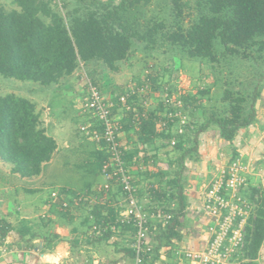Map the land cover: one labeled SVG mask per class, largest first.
<instances>
[{"label": "trees", "instance_id": "16d2710c", "mask_svg": "<svg viewBox=\"0 0 264 264\" xmlns=\"http://www.w3.org/2000/svg\"><path fill=\"white\" fill-rule=\"evenodd\" d=\"M61 1L59 8L54 5L56 0H11V10L0 3V77L49 88L72 76L81 66L89 78L94 77L96 72L92 71V67L97 64H103L111 73L119 74L122 65L133 58L138 45H143L146 52H153L159 45H167L188 61L210 64L221 74L224 69L229 75L235 74L230 64L234 60L261 67L245 80L237 76L225 79L219 105L205 104L210 102L211 89L195 95L188 94L183 100V111L189 117L187 130L191 135L188 132L177 134L175 123L178 119L172 122L168 118L163 102V111L166 112L162 119L165 139L169 145L173 139L177 140L173 147L183 151L179 160L181 165L197 150L202 133L215 128L222 139L231 142L241 130L248 129L257 121L264 89V0H196L198 16L189 26H185L183 16L188 4L184 0H171L174 22L168 32H164L166 24L156 20L148 23L144 31L136 28L139 22H133L131 12L140 5H150L152 0H120L118 3L113 0ZM72 4L76 6L73 10L70 9ZM92 84L97 86L95 81ZM134 97L129 99V104H134ZM118 98L115 97V103ZM170 108L173 112L177 111L173 106ZM199 109L204 113L198 121L196 112ZM130 113L132 118L129 121L134 114ZM158 120L150 114L147 119L140 118L138 121L141 133L146 136L145 142L156 136ZM186 143L191 147L184 150ZM57 148L56 140L48 135L43 126L35 102L15 94L0 97V159L12 166L14 174L21 178L40 176ZM108 159L109 155L103 149L87 166L88 171L101 175ZM172 184L177 185L178 179L174 178ZM59 194L60 197L64 194L70 197L74 192L63 188ZM158 196L164 205L163 212L172 215V218L165 225L162 221L156 228L152 225L151 251L142 254L140 264H156L162 249L172 247L173 241L180 239V219L187 208L183 190L177 188L176 193L162 192ZM79 197L75 195L74 198ZM247 198L254 204V210L248 221L241 264H253L264 243V193L253 188ZM65 201L69 204L68 208L62 207L61 198L57 206L62 215L67 216L73 207V200ZM176 201L179 204L177 209L172 207ZM120 213L108 209L103 214L101 207L95 206L91 227H97L101 234L94 238L99 242H109L118 233L130 235L129 247L116 246L135 264L136 256L131 244L136 229L120 226ZM11 231L10 225L0 221L1 239H5ZM25 233L28 235L30 232ZM51 237L47 239L49 244L54 239L61 241L55 234ZM34 238L36 235L31 236V239Z\"/></svg>", "mask_w": 264, "mask_h": 264}, {"label": "crops", "instance_id": "0c3cea01", "mask_svg": "<svg viewBox=\"0 0 264 264\" xmlns=\"http://www.w3.org/2000/svg\"><path fill=\"white\" fill-rule=\"evenodd\" d=\"M81 72L80 68L72 76L49 88L37 85L34 96L29 98L37 104L43 126L58 146L42 174L34 178H21L12 172L10 164L0 159V221L12 227L5 239L0 238V264H134L116 246L129 247L130 235L118 233L109 242H99L92 231L95 206L101 207L103 214H106L108 209L124 211L127 203L120 186L112 184L110 190L104 192L101 189L106 183L105 178L87 169L98 152L103 151V146L78 132L81 125L90 122L82 114L87 95L85 77L88 76H82ZM120 74L111 76L113 88L111 94L108 92L105 95L113 101L117 96L115 90L121 88L118 85L126 84L127 89L131 87V80L127 81L129 77L122 80L124 75ZM159 95L156 91L149 99L136 96L135 101L134 97L130 111L116 103V114L121 125L119 140L124 148L125 165L138 188L139 203L150 213L154 228L161 222L156 211L164 206L158 194L176 193L177 188L183 190L187 208L180 219V239L173 241L172 247L162 249L156 264H187L182 254L205 249L211 239L209 228L213 220L204 213V195L210 182L220 176L234 159L240 158L250 167L245 195L249 197L253 188L264 193V89L258 105L257 121L253 126L241 130L231 142L222 139L217 129H209L201 134L197 150L186 157L182 165L179 160L183 151H177L165 139L162 119L166 112L163 111V100ZM144 101L148 102L147 107L143 106ZM200 110L196 112L198 121L203 117ZM130 112L134 114L129 121L132 118ZM150 114L159 120L156 123V136L145 142L146 136L141 133L138 121L140 118L147 119ZM185 132H190L187 127ZM190 147L186 143L184 150ZM48 167H57L61 174L65 173L63 170L72 168L76 175L72 183L66 185L47 183L45 170ZM174 178L178 179V184L172 186ZM63 188L74 192L70 197L66 194L63 197L64 200H73V207L67 216L62 215V210L57 206L59 201L51 196ZM75 195L82 197L83 202L75 205ZM178 206L177 201L172 204L175 209ZM25 232L30 233L27 235ZM53 234L59 236L61 241L54 239L49 244L47 239L52 238ZM32 235H36V238L31 239ZM253 264H264V243Z\"/></svg>", "mask_w": 264, "mask_h": 264}, {"label": "built area", "instance_id": "2783aa9c", "mask_svg": "<svg viewBox=\"0 0 264 264\" xmlns=\"http://www.w3.org/2000/svg\"><path fill=\"white\" fill-rule=\"evenodd\" d=\"M145 89H133L130 93L119 96L118 104L120 108L130 111L132 106L129 99L133 96L141 95ZM167 107V116L176 124L177 134L183 135L185 128L189 124V117L183 111L184 104L175 95H167L163 100ZM148 102L144 101L143 106L147 107ZM171 106L177 109L171 111ZM116 103L107 98L103 92L91 82L88 83L87 95L82 106V114L89 118L90 122L81 125V134L103 146L109 155L101 175L106 183L102 189L108 192L112 183L117 184L122 189L126 199V209L120 213L118 223L125 226H132L136 229L134 241L131 244L135 252V264H140L141 256L145 252H150V228L152 221L150 215L144 211L139 203L138 188L134 185L132 177L125 165L124 148L122 147L119 134L121 131L120 120L116 114ZM165 127V123H162ZM177 140L173 139L172 146ZM249 166L240 158L234 159L226 169L215 177L209 185L204 195V213L213 220L209 228L211 239L205 249L200 251H185L182 257L187 264H241V257L246 246L248 221L253 214L254 205L245 195L248 182L247 175ZM52 199L62 200V207L68 208L69 204L60 197L58 192L52 193ZM83 202L79 197L75 200V205ZM157 217L161 219L163 225L172 218V215L158 211ZM93 234L99 236L101 231L97 227L93 228Z\"/></svg>", "mask_w": 264, "mask_h": 264}, {"label": "rangeland", "instance_id": "374dc122", "mask_svg": "<svg viewBox=\"0 0 264 264\" xmlns=\"http://www.w3.org/2000/svg\"><path fill=\"white\" fill-rule=\"evenodd\" d=\"M103 1L107 2L109 0ZM119 1L120 0H113V2L116 3ZM195 1L196 0H184V2L188 4L187 7H185L183 15L185 26H189L198 16V11L195 8ZM0 3L8 10L12 9L10 0H0ZM59 4L62 5L61 0H56V3H54V5L57 6ZM58 7L60 8V6ZM70 7V9L73 10L76 6L72 4ZM60 11L64 14L62 10ZM131 13L134 15L132 17L133 22L136 20L139 22V26H136V28L138 27L137 29L141 31L146 29L148 23L156 20L163 21L167 26L164 32H168L169 27L174 22L171 0H152L150 5L144 7L140 5V7L135 8ZM230 64L234 70V75H229L226 69H224V72L221 74L207 63L188 61L185 57L175 52L167 45L164 47L159 45L153 52H146L143 45H138L135 47L133 58L122 65V73H119L122 76L124 75L122 80L128 79L129 77L127 81L131 80V84L128 83L131 87L129 86L127 89L125 88L126 84L118 85L121 86V88L116 89V93H114L117 96H122L130 93L133 89L140 90L142 88L145 89V91L141 92V95L138 94V97L145 96L149 99L158 91L160 94L159 98L162 100H164V97L167 95H175L183 101L188 94L195 95L197 92L211 89L210 102L205 99V104L219 105L225 79H234L235 76H237L245 80L261 70V67L258 68L251 62L234 60ZM81 71L82 76L85 77L87 72L85 70L83 71L82 67ZM92 71L96 72L93 78L85 77L87 88L89 82L92 83L95 81L104 95L108 94V92L111 94L110 90L113 88L111 84L113 79L111 76H116L118 74L111 73L103 64L93 66ZM36 87L37 85L33 83H23L0 77V97L7 94H15L17 96L30 98L34 96ZM200 111H202V114L204 113L203 110ZM88 120L89 118L87 121ZM57 170V167H48L45 170V174L48 175L45 179L47 183L56 182L63 185L72 183L71 181L76 175V172L72 168L63 170V172H65L63 174L59 173Z\"/></svg>", "mask_w": 264, "mask_h": 264}]
</instances>
